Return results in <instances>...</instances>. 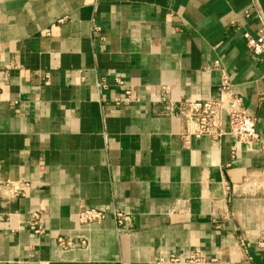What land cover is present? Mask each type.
I'll use <instances>...</instances> for the list:
<instances>
[{"label": "crops", "instance_id": "0c3cea01", "mask_svg": "<svg viewBox=\"0 0 264 264\" xmlns=\"http://www.w3.org/2000/svg\"><path fill=\"white\" fill-rule=\"evenodd\" d=\"M252 2L0 0V184H28L0 197V264H155L196 250L264 264V192L242 186L264 151L197 138L177 116L183 101L216 98L218 62L264 143V56L242 36L255 34ZM128 88L134 100L115 106ZM86 208L108 216L87 229ZM113 208L131 219L120 237Z\"/></svg>", "mask_w": 264, "mask_h": 264}, {"label": "built area", "instance_id": "2783aa9c", "mask_svg": "<svg viewBox=\"0 0 264 264\" xmlns=\"http://www.w3.org/2000/svg\"><path fill=\"white\" fill-rule=\"evenodd\" d=\"M244 17L253 15L256 20L255 34L248 32L242 34L248 53L253 57L264 56V13L259 8L256 0L252 2L251 11L243 13ZM93 30V32H96ZM214 69L220 71L221 78L217 90V96L211 100H187L178 105L177 116L187 125L194 127L193 136H206L214 141H219L222 137L232 138L236 145H244L251 148L257 145L258 151H264V143L260 140L256 130V121L246 111L240 98L233 94L232 82L230 77L224 72L218 62H215ZM45 84H48L47 76ZM116 84L123 87L124 83L116 79ZM134 90L125 89L123 98L114 102L115 106L128 105L134 100ZM235 147L232 154H235ZM246 189L264 192V170L249 172L242 183ZM28 184L25 182H8L0 184V197L7 199L24 198ZM108 214L99 209L86 208L78 212L77 222L80 226L89 229L92 226H98L103 223ZM110 216L115 223V233L118 237L126 234L131 227V219L117 208H113ZM29 230L36 236L44 234L40 223V216L37 212L30 215ZM56 246L60 250H68L73 246L69 238L58 237L55 240ZM78 244L81 248L89 247L87 238H80ZM240 246L242 242L240 241ZM257 249L264 253V233H261L257 243ZM218 257L210 258L201 251L191 252L185 258L180 255L170 254L158 259L155 264H214L218 262Z\"/></svg>", "mask_w": 264, "mask_h": 264}]
</instances>
